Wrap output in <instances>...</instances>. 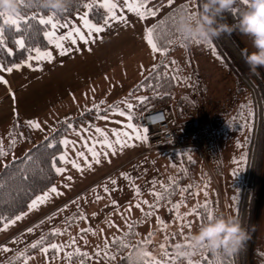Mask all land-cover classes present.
<instances>
[{
    "label": "trees",
    "instance_id": "obj_1",
    "mask_svg": "<svg viewBox=\"0 0 264 264\" xmlns=\"http://www.w3.org/2000/svg\"><path fill=\"white\" fill-rule=\"evenodd\" d=\"M201 4L202 0H195L193 10L189 1L180 2L163 13L150 26L159 25L157 34L161 35V43L166 47L161 49L159 61L133 87V93L141 92L144 97L148 98L146 104L142 105L138 102L131 110L133 119L137 124L139 115L143 112L172 105L173 92L185 76L182 71L183 68L177 65L176 62L172 63V61H175L172 54L183 47L177 42L176 31L174 35L169 32V29L173 28L169 18L180 10L181 6L187 7L180 14L191 15L201 9ZM85 5H90V7H85ZM248 5L242 3L241 0H237V4L233 9L235 11L226 13L221 22L235 25L239 20L240 12L246 9ZM81 11H86L89 18L96 23H100L105 19V14L96 0H68L67 11L59 13L60 18L57 22ZM26 15L29 17L36 16L37 19L32 21L27 30L21 28L23 35L15 31L6 33L4 44L0 46V64L3 68L13 67L26 60L35 50H44L49 46L47 32L51 26L41 25L38 21L40 16L47 17L51 14L47 10L32 6L26 11ZM173 30H175V26ZM165 35L169 39H163ZM16 40H23L24 47H19L15 42ZM211 44L236 77V91L231 93L235 95L230 98L231 101L228 100L232 109L230 110L228 103L226 105L222 104V101L228 98L229 95L227 94L213 102V104L208 102L211 117L209 111L207 114L196 112L195 115L184 112L183 115L180 106L181 100L176 103L177 110L175 108V113H178V116H185V118L189 114L190 118H200L201 127L198 136L200 142L214 141V137L220 131L230 132V130L235 129L234 131L244 133L242 150L243 182L235 196L237 200L235 202L234 217L239 220L246 230L248 239L243 247L232 255L225 253L223 250L217 252L207 251L206 255L202 256L200 264H264V252L256 247V234L253 233L258 203L260 198L264 196V68L258 69V74L249 71L241 53L245 49L249 52L254 49L251 47L250 39L240 34L238 30L222 32ZM111 107L103 106L99 108L94 106L81 114L68 116L60 120L50 132L39 140L35 139L27 125L19 122L17 117L14 118L11 132L12 139L5 150L7 153L10 152L26 138H28L30 146L22 155L6 163L0 170V227L26 211L33 199L57 183L59 174H57L56 168L61 165L59 158L63 152L64 137L73 130L94 126L98 118ZM210 120H212L211 124L209 123ZM13 139L16 141L15 146L10 147ZM195 150V147H188L173 150L166 154L177 167V170L175 178L173 180L167 178L166 185L161 186L163 199L159 201H172L182 189L197 184L193 175L194 161L191 159V154ZM190 183L193 185H190ZM77 215L78 213H73V215L66 218L65 223L68 227L73 226L74 223L80 220ZM137 225L138 222L132 221L121 236L114 238L111 242V245L117 248V254L125 253L120 260H112V264H129L128 253L126 252L138 234ZM53 232V230L45 232L33 242L35 244L41 238H44V243L39 247L33 248V244H31L0 264H20L29 255L51 243L58 236V234L53 235ZM114 241H121L127 247L119 246Z\"/></svg>",
    "mask_w": 264,
    "mask_h": 264
},
{
    "label": "rangeland",
    "instance_id": "obj_2",
    "mask_svg": "<svg viewBox=\"0 0 264 264\" xmlns=\"http://www.w3.org/2000/svg\"><path fill=\"white\" fill-rule=\"evenodd\" d=\"M117 1L125 4V0ZM183 1H189L194 10L195 0H171V3L169 0H152L147 6L155 8L160 16ZM173 57L177 65L183 68L184 76H187L183 77L187 79L186 83L180 81L173 92V112H176V103L181 100L183 115L184 112L195 115L196 112L207 114L209 111L211 117L208 102L213 104L228 94V98L222 101V104L226 105L228 100L231 101L230 98L234 97L235 94L231 93L236 91L235 74L227 67L212 44L204 46L195 43L190 50H176ZM176 115L181 120L185 118L178 116V113ZM210 121L211 124L212 120ZM234 130L220 131L214 141L207 143L210 148L202 147L201 151L198 149L191 154L194 161L193 175L197 184L191 187L190 192L185 190L188 188H184L168 202L157 199L154 193L162 194L161 186L166 185L167 178L173 180L177 170L168 155H159L156 157V163L141 177L121 179L115 175L87 188L75 197L65 199L49 214L22 230L1 247L0 263L33 244L45 232L53 230L58 236L43 246L48 247L49 251L44 253L39 249L20 264H112V260H120L125 253L117 254V248L113 247L111 242L121 236L132 221H136L138 234L126 252L128 263L152 264L153 261H159L164 264L167 261V264H172L173 257L176 256V246L187 244L190 234L207 221L202 214H198L201 205L207 203L212 214L223 212L234 216L237 200L235 196L243 182L244 138V133ZM157 172H160L159 176ZM144 201L148 203L145 204ZM137 204L140 205L139 208L136 207ZM177 204L180 205L178 209L174 207ZM194 209L197 211H193ZM73 213H78L77 218L80 220L68 227L65 220ZM28 229L32 231L29 232ZM253 233L256 234V247L264 252V196L258 203ZM51 244L58 245L59 250L51 249ZM5 248L7 251H4ZM77 250L81 255L76 254ZM139 251L147 255L140 259L137 255ZM165 251L168 256L164 255ZM206 252L195 253L189 260L193 264H200ZM84 253L87 255H82ZM189 260L178 257L175 264H189Z\"/></svg>",
    "mask_w": 264,
    "mask_h": 264
},
{
    "label": "crops",
    "instance_id": "obj_3",
    "mask_svg": "<svg viewBox=\"0 0 264 264\" xmlns=\"http://www.w3.org/2000/svg\"><path fill=\"white\" fill-rule=\"evenodd\" d=\"M96 1L99 6L104 3V0ZM111 2L117 4L115 9L117 17H123L124 22L118 19L109 20L105 24L108 20L107 10L102 7L100 8L105 14V19L100 23L92 21L86 11L57 22L65 26L55 29L56 37L65 36L73 29H80L81 33L85 34L87 43L78 37H74L76 40L74 44L70 40H63V47L68 49V52L60 55L56 40H50L47 35L48 48L37 50L41 56L44 53H51V61L35 59L38 54L35 50L26 60L10 67L13 69L11 72L6 71L0 64V81H7L6 84L0 82V142L4 149L12 139L15 117L24 125H27L29 120L39 122L40 129L27 125L35 139L39 140L60 120L68 116L81 114L94 106L99 108L112 106L98 118L94 126L73 130L64 137L61 156L66 157L67 162L61 161L59 168L63 169V172L59 174L57 183L51 187H55L59 194L51 193V188L48 189L33 199L35 201L45 195L49 197L39 207L31 208L32 201L26 211L1 226L0 248L22 230L49 214L65 199L75 197L104 179L117 175L114 172L138 155L146 145L145 140H132L130 144L134 146L121 149L116 145L113 152L99 143L102 137L96 132L97 128L102 129L108 139L115 142L113 130L131 133V129L125 128L128 123L141 130L139 123L137 124L134 119L129 121L127 114L119 115V111H124L127 104H131L133 109L139 98L144 97L141 92L133 93V87L161 58V52L153 53L144 38L145 30L161 16L157 10L152 9L156 12L155 16L140 19L135 12H127L129 9L126 4H121L117 0ZM82 18L103 28V31L89 34ZM51 31L52 28L47 34ZM183 80L181 82L186 83L187 79ZM166 107L176 126L187 119H179L173 112L172 105ZM65 140L68 141L67 144L64 143ZM29 146L28 138L18 143L0 159V170L6 163L22 155ZM93 146L101 153L99 164L94 162L89 151ZM80 153H83V156ZM73 161L80 164L84 170L78 171L74 168ZM88 163L92 164L90 169L87 167ZM17 217L21 219L17 220Z\"/></svg>",
    "mask_w": 264,
    "mask_h": 264
},
{
    "label": "clouds",
    "instance_id": "obj_4",
    "mask_svg": "<svg viewBox=\"0 0 264 264\" xmlns=\"http://www.w3.org/2000/svg\"><path fill=\"white\" fill-rule=\"evenodd\" d=\"M237 0H202L201 9L191 15L181 13L176 19L177 42L187 51L195 43L207 46L222 32L238 30L250 39L253 51L243 50L241 55L248 69L258 74L264 68V0H249L246 9L240 12L235 25L222 23L226 13L233 11ZM33 7L47 10L50 14L63 13L68 0H33ZM0 13L19 16L20 0H0ZM248 235L237 218L223 212L214 213L189 236L187 244H178L175 254L185 261L200 251L223 250L232 255L247 241Z\"/></svg>",
    "mask_w": 264,
    "mask_h": 264
},
{
    "label": "snow or ice",
    "instance_id": "obj_5",
    "mask_svg": "<svg viewBox=\"0 0 264 264\" xmlns=\"http://www.w3.org/2000/svg\"><path fill=\"white\" fill-rule=\"evenodd\" d=\"M242 3H244L245 5L249 4V0H241ZM21 3V12L22 14L19 16H8L4 13H0V46H2L4 44V37L6 35L7 32L9 31H15L17 33H19L20 35H23V32L21 31V28H23L24 30H27V28L31 25L32 21H35L37 18L36 16H27L26 15V11L28 9H30L33 6V0H20ZM169 3H171V0H169ZM125 4L127 5L129 11H133L136 13L137 16L140 17V19H146L149 16H155L156 12L154 10H152L151 7H148V0H125ZM85 7H90V5H85ZM100 7L104 8L107 10L106 15L108 17V20L105 21V24H107L109 22V20H118L121 22H124V18L123 17H117L116 14V7L117 4L114 2H111V0H104V3L102 5H100ZM187 6H181V9L178 10L176 13H174L170 18V22L173 25V28L169 29V32L174 35L175 34V30L174 26L176 24V19L177 17L180 15V12L185 10ZM65 11H67V9H65ZM235 11V10H233ZM59 13L57 14H51L50 16H48L47 18H40L38 23L41 25H45V26H51L52 31L49 32L47 35L49 37V39H54L56 40V47L60 49V55H65L68 52V49H65L63 47V40H70L71 43H75L76 40L74 39V37H78L80 40H84L86 43L88 42L86 39L85 34H82L80 29H73L72 32H69L67 35L65 36H61V37H56L55 36V29L57 27H64L65 25H59L57 23V21L59 20ZM84 19V25L85 27L88 29V33L89 34H94V33H98V32H102L103 28L101 27H97L96 25H93L91 23H89V21L86 18H82ZM159 28V25L154 26V27H150L147 28L145 30V40L148 43V45L150 46L151 50L153 53H157L159 51H161L162 48L166 47L165 45H163L161 43V35L157 34V30ZM163 39L167 40L169 39V37L167 35H165L163 37ZM16 44L23 48L24 47V41L23 40H16L15 41ZM209 46H211V43L209 44ZM37 56L34 57L37 60H41V59H47L49 61H51L52 56L51 53H44L42 56L39 55V50H37ZM172 63H175V61H172ZM8 72H11L13 69L12 68H7L5 69ZM3 83H7V81H0ZM148 102V98L147 97H141L139 98V103L140 104H146ZM127 103V102H125ZM132 105L131 104H127V107L124 111H119V115L124 116L127 114V119L129 121H131L133 119V115L132 112L130 111L132 109ZM118 110V109H116ZM27 125L29 127H33L35 129H40V123L37 121H32L29 120L27 121ZM125 128L127 129H131V133L129 132H118L116 130H113V135L116 137L115 142L111 141L108 139V137L105 135L104 131L102 129L97 128L96 132L100 134V136L102 137V140L99 141V143H101L103 146H105L107 149L112 150L113 152H115V146L119 145L121 147V149L123 148H127L130 146H134L132 144H130V141L132 140H146L147 139V129L145 128L143 130V132H141V130L133 125L132 123H128L125 125ZM15 139H13L10 143V147H14L15 146ZM65 144L68 143L67 140L64 141ZM51 146V145H49ZM89 151L92 153V159L94 160V162L96 164L100 163V156L101 153L97 152L95 150V146H93L92 148L89 149ZM7 155V151L4 149L2 142H0V157H3ZM81 156H83V153H80ZM61 161L67 162L66 157L61 156L59 158ZM72 166L74 168H76L78 171H83L84 169L81 168L80 164L76 163L75 161L72 162ZM87 167L90 169L92 167L91 163L87 164ZM56 172L57 174H61L63 172V169L61 168H56ZM123 175V174H122ZM69 179H71L69 177ZM112 183H115V181H112ZM155 183V181L153 182ZM186 191H191V186H189L188 189H185ZM105 191H107V188H105ZM165 191H167V189H165ZM51 193L54 194H59L57 193V189L55 187L50 189ZM137 194L139 195V189H136ZM205 196L207 195V192L205 191ZM154 195L157 197L158 200L163 199V195L161 193H154ZM49 197L47 195H45L44 197L41 198H37V200L33 201L31 208L35 209L37 207H39V205L41 203H43L44 201H46ZM97 199H100V197H97ZM115 203V202H114ZM145 204H147V201H144ZM137 208L140 207L139 204L136 205ZM176 209H178L180 207L179 204L174 206ZM129 211H131V209H128ZM193 211H197L196 209H194ZM198 214H202L203 218L205 219H210L212 217V211L209 207V205L207 203H205L204 205L200 206V212ZM21 219V217H17V220ZM12 223H15V221H12ZM29 232L32 231V229H28ZM53 235H56L58 233L53 232ZM44 243V238H41L40 241H38L37 243L33 244L32 247L33 248H37L40 245H42ZM114 243H117L119 246L122 247H127L126 244H123V242L121 241H114ZM51 249L54 250H59V246L56 244H51L50 245ZM163 248V245L161 246ZM4 251H7V249L5 248ZM41 251H43L44 253H47L49 251L48 247H42ZM77 255H81V253H79V251L77 250L76 252ZM99 254V253H97ZM84 256H86L87 254L84 253L82 254ZM137 255L140 257V259H143L144 256L147 255V253L143 252V251H139L137 253ZM165 256H168L169 254L165 251L164 252ZM178 258V256H174L173 260H172V264H175V260ZM145 264H147V262H145ZM152 264H160L159 261H153ZM164 264H167V261L164 262ZM189 264H193V262L191 260H189Z\"/></svg>",
    "mask_w": 264,
    "mask_h": 264
},
{
    "label": "built area",
    "instance_id": "obj_6",
    "mask_svg": "<svg viewBox=\"0 0 264 264\" xmlns=\"http://www.w3.org/2000/svg\"><path fill=\"white\" fill-rule=\"evenodd\" d=\"M139 126L147 129L145 148L135 157L122 164L114 173L122 178L137 177L145 174L156 163V157L173 150L195 147L197 150L210 148L207 143L199 141L200 119L192 117L179 126L173 124L168 108L149 109L139 115ZM123 174V175H122ZM160 173H157L159 176Z\"/></svg>",
    "mask_w": 264,
    "mask_h": 264
},
{
    "label": "water",
    "instance_id": "obj_7",
    "mask_svg": "<svg viewBox=\"0 0 264 264\" xmlns=\"http://www.w3.org/2000/svg\"><path fill=\"white\" fill-rule=\"evenodd\" d=\"M252 246H253V241H252Z\"/></svg>",
    "mask_w": 264,
    "mask_h": 264
}]
</instances>
